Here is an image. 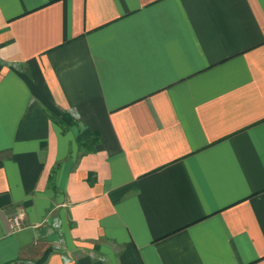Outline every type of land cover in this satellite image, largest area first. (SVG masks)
Returning a JSON list of instances; mask_svg holds the SVG:
<instances>
[{
  "label": "crops",
  "instance_id": "1",
  "mask_svg": "<svg viewBox=\"0 0 264 264\" xmlns=\"http://www.w3.org/2000/svg\"><path fill=\"white\" fill-rule=\"evenodd\" d=\"M0 264H264V0H0Z\"/></svg>",
  "mask_w": 264,
  "mask_h": 264
},
{
  "label": "built area",
  "instance_id": "2",
  "mask_svg": "<svg viewBox=\"0 0 264 264\" xmlns=\"http://www.w3.org/2000/svg\"><path fill=\"white\" fill-rule=\"evenodd\" d=\"M8 232L13 233L19 229L20 220L17 216L11 217L7 220Z\"/></svg>",
  "mask_w": 264,
  "mask_h": 264
}]
</instances>
